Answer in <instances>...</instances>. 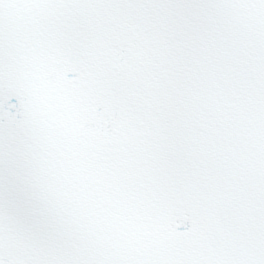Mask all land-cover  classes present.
Returning <instances> with one entry per match:
<instances>
[{
	"label": "snow or ice",
	"instance_id": "6c2138e0",
	"mask_svg": "<svg viewBox=\"0 0 264 264\" xmlns=\"http://www.w3.org/2000/svg\"><path fill=\"white\" fill-rule=\"evenodd\" d=\"M0 264H264V0H0Z\"/></svg>",
	"mask_w": 264,
	"mask_h": 264
}]
</instances>
